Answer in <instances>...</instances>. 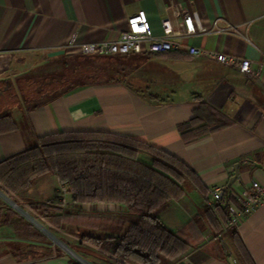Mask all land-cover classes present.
<instances>
[{"label": "crops", "instance_id": "crops-1", "mask_svg": "<svg viewBox=\"0 0 264 264\" xmlns=\"http://www.w3.org/2000/svg\"><path fill=\"white\" fill-rule=\"evenodd\" d=\"M170 6L197 10L203 25L218 16L237 25V33L197 35L188 42L247 58L258 74L182 51L115 54L122 65L114 81L57 95L29 88V75L64 54V43L116 39L127 16L138 10L145 11L153 31L160 33V17ZM4 116L10 121L0 120V160L54 132L109 131L166 151L192 169L200 186L182 183L183 194L155 211L167 228L189 242L186 251L164 258L162 264H234L233 259L240 264L239 246L253 264H264V203L233 229L232 237L223 231L225 218L215 208L214 216H207L204 197L206 189L219 187L224 204L230 191L241 192L252 180L264 183V0H0V118ZM192 119L193 126L204 127L182 136L180 125ZM48 178L51 185L30 187L32 200L19 202L18 209L28 215L0 198L15 213L9 221L0 217V264L76 260L54 246L44 231H63L48 219L60 214L68 221L66 208L71 205L68 189L56 176ZM56 190H61V209L45 203ZM71 206L100 219L92 226L95 234L112 232L118 225L120 230L136 219L120 202ZM102 217L109 222H101ZM14 221L18 229L10 224ZM37 233L46 240L37 239ZM58 240L65 246L76 244ZM95 264L134 263L112 258Z\"/></svg>", "mask_w": 264, "mask_h": 264}, {"label": "trees", "instance_id": "trees-1", "mask_svg": "<svg viewBox=\"0 0 264 264\" xmlns=\"http://www.w3.org/2000/svg\"><path fill=\"white\" fill-rule=\"evenodd\" d=\"M80 55L101 57L99 54L64 53L47 60L29 75V88L35 84V87L41 86L38 89L49 88L47 93L57 95L116 79L112 73L109 77L100 78L84 66L74 64L75 56ZM1 119L10 121L7 116ZM193 121L180 125L182 136L204 127L202 123L193 126ZM11 124L14 127V122L11 121ZM4 125L8 127L7 123ZM46 175L56 176L62 188L68 189L71 205L120 202L125 205L128 214L136 217L117 232H80L76 244L67 243L73 251L103 261L116 258L121 263L162 264L164 258L175 257L188 249L189 242L167 228L154 212L171 197L183 194L182 183L195 186H200V183L192 169L166 151L109 131L76 130L44 135L24 150L0 160V190L18 202L31 201L28 189L39 177ZM60 193L61 190L54 191L45 203L61 209ZM206 193L207 189L204 197ZM32 205L40 207L39 204ZM71 205L66 208L68 215L73 209L75 213L82 211ZM215 211L225 218L227 202L216 204ZM212 212L205 205L207 216L212 218ZM14 216L11 208L0 199V217L9 221ZM14 222L10 224L18 229L17 221ZM227 231L235 237L232 228ZM36 238L46 240L41 233H37ZM236 251L237 262L253 264L242 246ZM94 259L93 264L96 263ZM69 264L80 263L72 259Z\"/></svg>", "mask_w": 264, "mask_h": 264}, {"label": "built area", "instance_id": "built-area-1", "mask_svg": "<svg viewBox=\"0 0 264 264\" xmlns=\"http://www.w3.org/2000/svg\"><path fill=\"white\" fill-rule=\"evenodd\" d=\"M161 32L155 33L151 27L144 10L127 16L126 27L120 31L113 40H99L94 42L68 41L61 45L65 53L124 55V54H161L182 51L189 56H202L222 64L233 66L242 73L258 74L251 70L250 60L230 54L219 48H204L190 44L192 36L207 34L237 33L238 26L226 18L218 16L203 25L197 10L181 11L174 6L169 12L160 17ZM248 41V38H246ZM227 211L223 231L234 229L248 217L260 204L264 203V183L252 180L241 192L228 193ZM224 202L221 188L213 186L207 189L205 205L211 209L216 204ZM11 206L18 208V204L10 202ZM232 262L236 264V260ZM83 264H93L83 261Z\"/></svg>", "mask_w": 264, "mask_h": 264}, {"label": "rangeland", "instance_id": "rangeland-1", "mask_svg": "<svg viewBox=\"0 0 264 264\" xmlns=\"http://www.w3.org/2000/svg\"><path fill=\"white\" fill-rule=\"evenodd\" d=\"M75 57H77V58L74 59L75 60L74 64L82 65V66H84V68H87L88 70L93 72V74H97L99 77L102 76V78H106V77L111 76L110 73H112V75L116 77V73H114V72L116 71L118 66L122 65L119 62V56L118 55H109V56H102L101 55V57H98V56H81L80 55V56H75ZM94 72H96V73H94ZM106 73H109V75H106ZM120 78L124 79L123 76H120ZM34 86H35V84H34ZM34 86H32V88ZM36 87H37L36 89H38L41 86H36ZM30 88H31V86H30ZM38 90H41V89H38ZM43 90L46 92L50 91L49 88H43L42 91ZM50 176L51 175L39 177L33 186L40 185V184L51 185L50 180H47V179H49L48 177H50ZM44 178H46V180L49 182H47ZM42 179H44V180L42 181ZM0 198L3 199L9 205H10V203H8V202H13V203L19 204L18 200H16L13 196L4 193L2 190H0ZM20 207L23 208L22 205H20ZM15 209L17 210L18 208H15ZM71 211L73 212V214L68 215L69 216L67 219L68 221H66V222H65V220L62 221L60 214L52 215L48 219L49 221L51 220L55 224V226H57V228H62V226H63L64 230L63 231L58 230L57 231L58 235L55 234V232L51 233L49 230L46 229L47 230L46 231L42 228L49 235V237H51L53 239L52 242H53L54 246H57L61 251L65 252V253H67V251L62 247L61 244H59L57 241H55L56 238H58L59 239L58 241L62 242V243H65V240H70V241L72 240V241L76 242L77 240L75 239V237H78V234L80 232H83V231L95 232V231H93L92 226H94L100 222V219H98V217H94L92 214H88L85 211H81L79 213H75L76 211H74V209ZM16 212L19 215L23 216L24 218H26V217L23 214L28 215L21 210H19V212H21L23 214H20L18 211H16ZM83 212H84V215H80ZM63 219H66V217H64ZM105 221H108V220H105L102 217L101 222H105ZM113 227H115V226H113ZM104 229L106 231L110 230L109 224ZM114 231L115 232L119 231V225L117 227H115V229L112 232H114ZM59 237L62 239H60ZM75 252L79 256H81V258L85 259L86 261L93 263L92 261L94 258L89 257V256H85L80 251H75ZM94 260H96V262H98V263L100 261L102 262V260L97 259V258Z\"/></svg>", "mask_w": 264, "mask_h": 264}, {"label": "water", "instance_id": "water-1", "mask_svg": "<svg viewBox=\"0 0 264 264\" xmlns=\"http://www.w3.org/2000/svg\"><path fill=\"white\" fill-rule=\"evenodd\" d=\"M235 177L236 176H234L233 177V180L235 179ZM65 246V245H64ZM66 247V251L68 252V253H70L80 264H83V261H86V260H84V259H81L80 257H77L73 252H72V250L71 249H69L67 246H65Z\"/></svg>", "mask_w": 264, "mask_h": 264}, {"label": "bare ground", "instance_id": "bare-ground-1", "mask_svg": "<svg viewBox=\"0 0 264 264\" xmlns=\"http://www.w3.org/2000/svg\"><path fill=\"white\" fill-rule=\"evenodd\" d=\"M62 247L64 248V249H66V247L64 246V245H62ZM67 250V249H66ZM78 257V256H77Z\"/></svg>", "mask_w": 264, "mask_h": 264}]
</instances>
